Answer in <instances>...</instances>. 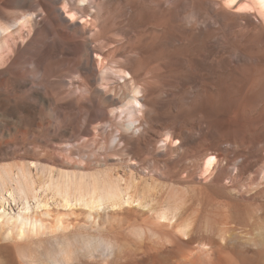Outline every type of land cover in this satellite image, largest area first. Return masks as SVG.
Segmentation results:
<instances>
[{"label":"bare ground","instance_id":"bare-ground-1","mask_svg":"<svg viewBox=\"0 0 264 264\" xmlns=\"http://www.w3.org/2000/svg\"><path fill=\"white\" fill-rule=\"evenodd\" d=\"M176 1L0 0V97L10 95L3 100L7 114L21 118L42 102H55L50 84L66 86L73 80L82 87L78 90L83 98L101 100L107 123L124 111L146 114L142 101L150 86L166 77L148 75V65L167 64L160 60L165 46L186 40L190 46L201 43L200 50L214 48L220 53L228 50L229 37L248 39L251 48L264 46V0H185V10L177 6L166 11ZM139 8L145 10L136 13ZM118 13L135 14L119 28ZM212 34L217 35L214 41ZM205 35L208 38L200 41ZM231 51L241 59L235 49ZM188 53L177 50L170 62L196 71L199 56L190 58ZM259 56L241 59L245 63L234 70L236 78L225 94L231 99L243 95L242 116L252 130L261 129L263 138L264 58ZM229 62L216 60L215 68L229 70ZM66 64L69 68L62 72ZM128 64L143 69V82L136 81ZM209 78L207 84L216 83ZM122 86L131 89L126 102ZM65 109L82 112L75 98L57 105L56 112L61 115ZM10 125L11 120L2 121L0 130H9ZM130 127V123L122 127L124 139ZM80 128L86 139H96L97 131ZM33 131L29 127L26 132ZM165 136L162 141L169 144L171 131ZM196 139L188 129H182L178 138L186 146ZM24 157L27 162L14 170L0 168V230L7 225L0 233V264H264V209L247 204L264 197V161L248 183L238 185L234 181L247 163L217 160L212 151L205 153L206 160H155L148 169L157 172L148 178L131 163L127 172L114 175L66 160H54L51 166L50 150L40 147L27 148ZM183 169L200 171L202 185L191 189L181 185L183 178L176 175ZM156 175L160 178H153ZM9 198L22 205L16 214L1 212ZM35 235L49 238L48 246L37 252L27 244Z\"/></svg>","mask_w":264,"mask_h":264},{"label":"rangeland","instance_id":"rangeland-1","mask_svg":"<svg viewBox=\"0 0 264 264\" xmlns=\"http://www.w3.org/2000/svg\"><path fill=\"white\" fill-rule=\"evenodd\" d=\"M184 3L185 0H177L168 5L166 11L177 6L178 9L181 7V11L182 9L185 10ZM115 8L117 6L112 7L110 11ZM143 10L145 9L139 8L136 13H140ZM151 10L154 11L155 8ZM134 14L124 16L118 13L117 25H119V28L127 26ZM215 35H210L211 41L215 40L217 36ZM207 38V35H205L200 41H204ZM227 40L229 43L228 50L220 53L214 48H211L212 50L208 48L200 50L201 43V45L190 46L186 40L176 42L171 48L165 46L163 49V56H165L160 58V60H165L167 64L161 66V68L156 67L158 65L156 62L151 63L150 66L147 64L148 75L154 72L166 77L161 82L152 83L150 86L148 98L142 101L147 104V111L144 110L146 114L142 111L145 115L141 111L138 112V109H136L137 111L134 114L124 111L114 117L111 123H107L108 118L99 108L101 100L95 102L94 100L83 98L79 93L78 87L80 86L77 80H73L72 83L66 86L51 83L49 88L52 90L56 105L54 101L42 102L38 105V110L25 113V117L21 118L7 114V106L3 100L8 99L10 95L1 94L0 122L11 120V125L9 130L6 128H1L0 130V168L16 169L27 162L24 157L27 148L40 147L50 150L52 159L49 161L50 163H47L51 166L55 165L54 160H66L73 165H85L86 163V165L89 164L87 165L89 167L88 170L114 175V173L122 170L127 172L128 165L131 163L134 165L133 169L136 172L140 171L139 173H142L143 171V174L148 178V175L156 174L157 172L156 169H148L155 160L158 162L165 160H206L205 153L212 151L217 160L245 161L247 165H243L244 167L242 166L239 173L238 170L234 171L235 175L238 173L237 181L235 180L234 182H237L238 185L248 183L254 169L264 161V136L260 138L261 129L257 132L252 130L250 122L243 118V95H240L241 97H239V94L234 95L235 97L231 95V97L233 96L231 99L230 95L225 94V92H228L229 84L236 78L234 70L245 63V60L241 59L248 54H259L260 58H264V46L251 48L248 39L236 41L234 37H229ZM232 49H235L241 55L240 60L235 57L234 52L231 51ZM177 50L181 52L189 50L187 55L190 58L199 56L194 61L196 71L190 67L178 66L177 63L170 62V60H173L174 52ZM223 58L230 61L229 70L215 68V61H220ZM69 65L62 66V72H67ZM128 66L129 69L135 70L136 81L138 83L143 82L146 75L143 69L139 65L128 64ZM238 71H242V69ZM194 73L197 74L192 77ZM211 75L216 81L213 85L207 84L209 80H206ZM154 77H149V79ZM209 79L213 80L211 77ZM222 79H225L223 87L221 84ZM121 84L123 85V82ZM156 86L159 91L154 92ZM122 87V100L125 99L124 101L126 102L131 89L127 86ZM71 98H75L77 107L82 112L65 109L59 115L56 112L57 105L63 106ZM233 103L238 104L237 107ZM153 104H156V107ZM94 116L101 117L97 119ZM139 118L141 119L139 120ZM45 119L47 123H45ZM129 123L131 127L127 131L128 137L124 139L122 127L128 126ZM238 124L240 125L237 126ZM27 125L32 127L35 132L33 131L32 134L27 133L26 131L29 129ZM233 125L237 127L235 128ZM78 128L97 131L96 139H86L87 135L80 133ZM195 128L196 132L194 131ZM182 129L190 130L198 140L196 139L197 141L187 144V146L180 144L178 138ZM23 131L25 133L22 134V137H19L21 136L19 132L22 133ZM170 131L172 138L168 141L169 144H164L165 142L162 139ZM258 133L259 137L256 135ZM252 137L254 139H251ZM243 138L246 139L244 144L241 143ZM252 142H256L255 145ZM73 169L78 170L79 168L75 166ZM196 171L198 173H195ZM192 173H190L189 169H183L176 175V179L178 177L183 178L180 181L181 185L190 189L201 186L202 184L199 183L198 179L200 171L193 170ZM157 177L156 175L153 178ZM234 184L236 185V183ZM3 190L2 192L8 196L6 189L3 188ZM224 195L222 194V199H226ZM247 204L255 207L262 206L264 209V197L259 196L255 200H250ZM21 208L20 201L15 202L12 198H9V200L7 199L3 202L1 212L5 210L8 213L16 214ZM130 220H133V218ZM137 220L141 222L142 219L139 218ZM6 228L7 225L4 224L0 233ZM27 244L32 251H36V249L39 250L40 246H48L49 238L35 235Z\"/></svg>","mask_w":264,"mask_h":264}]
</instances>
